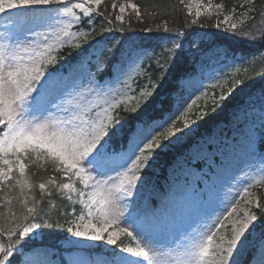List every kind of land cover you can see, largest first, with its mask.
I'll return each instance as SVG.
<instances>
[{
	"label": "snow or ice",
	"instance_id": "6c2138e0",
	"mask_svg": "<svg viewBox=\"0 0 264 264\" xmlns=\"http://www.w3.org/2000/svg\"><path fill=\"white\" fill-rule=\"evenodd\" d=\"M101 2L0 0V189L11 192L19 187L23 195L26 186L34 187L26 175V161H43L55 175L39 184L40 192L47 189L50 198L55 192L71 208L57 204L49 209L48 200L35 198L29 207L25 197L21 203L26 214H13L10 226H0V264H264V205L248 199L243 214L230 220V232L218 236L224 221L216 213L212 191L200 187L210 179L205 167L227 169L234 161L244 163L237 171L249 181H254L252 173L264 176V87L233 114L228 131L197 142L176 160L167 188L152 185L149 173L158 152L179 143L208 115L201 109L191 119L200 96L187 103L204 87L202 82L172 104L183 90L181 82L195 77V65L181 71L162 92L168 72L184 53L185 42L191 52L205 56L201 73L220 53L214 50L217 46L192 38L196 20L183 29L164 24L162 29L157 26L156 38L168 68L159 59L151 63L155 53L129 43L124 6L115 16L119 27L102 28L97 40L92 34L94 16L102 15L95 11ZM196 15L200 16L199 7ZM229 22L225 15L223 23L233 35L264 49V26L237 33V24ZM105 31H117L122 38L109 46ZM66 45L74 54L62 57L60 50ZM223 54L228 56L227 51ZM242 86L243 80H234L228 96ZM132 92L135 97L129 95ZM162 95L169 103L165 107L158 101L156 111L154 102ZM226 98L222 93L212 103ZM121 110L129 115H119ZM178 121L183 127H177ZM238 179L234 175L232 183L222 187L230 189ZM230 194L225 192L226 197ZM236 210L237 204L231 203L225 218ZM120 234L134 238L135 247L121 246ZM53 236L62 240L61 246L45 243ZM70 249L79 254L72 257Z\"/></svg>",
	"mask_w": 264,
	"mask_h": 264
},
{
	"label": "trees",
	"instance_id": "16d2710c",
	"mask_svg": "<svg viewBox=\"0 0 264 264\" xmlns=\"http://www.w3.org/2000/svg\"><path fill=\"white\" fill-rule=\"evenodd\" d=\"M128 1H132L137 6L136 10L130 9L123 13V24L125 26L130 25L129 33H131V39L129 43L134 42L148 49L149 53H155L151 63H155V60L159 59L164 65V68H168V61L165 60V53L162 52L160 43L156 38L160 34L157 30L158 25L161 26V29L164 24H167L170 29H183L185 23L190 24L191 21L196 20L197 24L194 26L195 35L192 38L198 42L202 39L206 46H217L214 50L219 52L220 55L212 59L223 57V53L227 51V57L234 58L238 65L234 70L232 78L229 79L227 83H218L211 86V89L214 90L213 96L210 94V91L203 92V95L199 93L198 96H200V99L197 101L196 105H194L191 115L196 117L201 109L208 112V115L204 116V118L198 122L196 132L186 140L171 144L165 150L158 152L157 158L152 164L149 173L150 180L157 176L159 181L162 180L166 182V180L170 178V171L173 164L180 156L188 152V149L194 145L195 141H197L200 136L210 133L214 126L221 121L231 123L234 119L233 114L237 112L238 109H241L242 106L246 105L249 99L264 87V75H262L264 74V49L239 35H233L229 28V24L226 25L223 23L224 16L231 15L235 21H231L230 23L237 24V33L241 30L254 32L256 29L264 26V0H213L216 5L220 4L223 7L220 10L216 9L212 13H203L200 16H197L193 11L189 13L190 0H103L98 9H95V11L102 14L94 16L95 32H93L92 35L97 40L100 39L99 34L102 28L107 29L113 27V25H115L116 28L119 27V22L115 21V16L120 15L118 10L119 6L123 4V2ZM113 4L116 5L115 9H113ZM137 11H139V16L136 15ZM109 20L112 21L111 24L108 23ZM218 22H220L219 28L215 27ZM146 29H151V31H146ZM103 37L104 41L107 42L109 46H111L114 40L122 38L117 31H105L103 32ZM89 39H91V37H89ZM192 47L194 48L195 45ZM69 53L74 54V50L67 45L60 50V55L62 57L67 56ZM209 55H211V53ZM118 56L119 53H117V57ZM212 59L207 61L204 69L207 68L208 63ZM204 60L205 56L202 53H193L185 49L184 53L176 60V67L168 72L165 89L161 91L164 92L166 89H169L171 85L176 82V77L180 75L181 71L185 69L190 70L193 65H195L197 69L194 77L196 78V76L201 73L200 62ZM153 79H155V77H153ZM236 79L243 80L244 86L233 95L228 96L227 89L231 87L232 82ZM187 81L188 80L181 82L183 90L175 94L172 100L173 106L176 102L182 101L186 96L189 88L186 85ZM142 83L147 85L148 81L142 80ZM137 87L138 86L134 84L133 88ZM222 93L225 94L227 98L218 105L213 104V99L218 100ZM177 95L183 96V98H178ZM130 96L135 97L136 92L130 93ZM158 101H164L165 107H167L169 103L166 96H158L157 102H154V109L156 111H159L160 108V103ZM213 108H215V111H212ZM119 115L126 116L129 114L121 110ZM176 115H179V113L177 112ZM180 124L181 122L178 121L177 126ZM26 164V175L29 178L30 184L34 185V187L26 186L23 189V195H21L19 187L11 192H9L6 187L0 189V226H10L13 214L16 216L26 214V208H24L21 203L25 197L28 199L29 207L33 206L32 200L35 198V200L41 203H43L44 200H48L49 203L47 207L49 209H55L57 204H63L66 210L71 211L68 202L58 197L55 192L52 193L51 198L49 197V191L47 189L44 193L40 192L39 184L42 182L46 183L49 178L55 175L51 167L43 161L38 164L34 161H26ZM157 168L159 169L158 171H156ZM252 196L258 200L260 204L264 205L263 186L253 187ZM9 199H11L10 203ZM79 207L80 206L77 205V208ZM61 210L63 211L65 209ZM257 214L259 215V213ZM54 231L60 232L61 230L57 229ZM121 241L123 242L121 246H123L124 244L127 245L130 242H134V238L121 234L118 237V243ZM45 243L53 247H59L61 246L62 240L58 236H53L45 240ZM69 252L72 257L79 254L78 250L75 249H70ZM65 255L67 256L69 253H65Z\"/></svg>",
	"mask_w": 264,
	"mask_h": 264
},
{
	"label": "rangeland",
	"instance_id": "374dc122",
	"mask_svg": "<svg viewBox=\"0 0 264 264\" xmlns=\"http://www.w3.org/2000/svg\"><path fill=\"white\" fill-rule=\"evenodd\" d=\"M73 2H76V0H73ZM133 4L134 3L132 1L123 2V4L119 6V8L121 6H124L125 8L124 13H125L128 10L132 9L131 5ZM189 6L191 7V11L195 13L197 12V8L199 7L200 15L203 13H212L213 11L216 10V7H215L216 4L214 3L213 0H198V2L197 0H190ZM209 9H211V11H209ZM229 17H230V22L235 21L231 17V15H229ZM185 46H186L185 49L189 50V45L187 42L185 43ZM237 67H238L237 61L232 57H225V55H223V57L221 58L212 59L210 63L208 64L207 68L203 71V73H200L196 78L190 81L189 80L187 81L186 85L189 88H188V92L186 93V96H188V93L191 91L193 84L197 82H202L204 85V87H202L200 91L192 94V96L187 100V103H191V100L195 99L196 96L199 95V93H203V92L205 93V92L210 91V94L213 96L214 90L211 89V86L218 84V83H222V84L227 83L228 80L232 78V75L234 74V70ZM217 73H224V75H222L219 80L213 79L212 77L215 76ZM201 76L205 77L202 81H201ZM258 94L259 92L256 93L255 95H258ZM177 97L183 98V96H179V95H177ZM187 103H184L183 107H186ZM181 110H183V108ZM190 116H191V119L196 118L191 114ZM197 126L198 125H193L192 132L189 133L188 136L184 137L180 142H182L183 140H186L189 136L193 135L197 130ZM223 126H226V125H223ZM177 127H183L182 123ZM221 130L228 131L227 128L225 129H223L222 127L216 128L213 135L205 137L200 142L206 141L209 138L219 136V134L221 133ZM218 158L219 160H221L220 157ZM219 163L217 162V164ZM243 167H244V163L242 161H234L231 165L227 167V169L215 167V169H213L212 174L208 172L207 167L204 168V171L208 173V175H210L211 177H209L210 178L209 180H206L204 183H202L201 188H205L208 191L210 190L212 191V198H213L214 206H216V213L221 214V218L224 221L223 225L217 230L218 236L227 234L228 232H230V228H231L230 220L238 219L239 216L243 214V210L247 206L246 202L248 199H252L253 203L257 201L255 198H253L252 189H250L249 185L255 184V183H262L264 185V182H261V181H264V176L256 175L255 173H252V175L254 176V181H249L248 177L244 173L237 171L238 168H243ZM158 170L159 169L157 168L156 171ZM172 170L170 171V175L172 174ZM234 175L239 178L236 182H234V186L231 187L230 189L227 187H222V185L232 183L231 178ZM154 178L155 179L151 181L152 185H156V182H155L156 177ZM245 186H248L247 193L243 192V187ZM164 187L167 188V183L166 185H164ZM226 191H229L231 193L227 197L225 196ZM231 203L237 204V210L232 213V216L230 218H225L227 217V212L231 210ZM130 246L135 247L133 245H130Z\"/></svg>",
	"mask_w": 264,
	"mask_h": 264
}]
</instances>
